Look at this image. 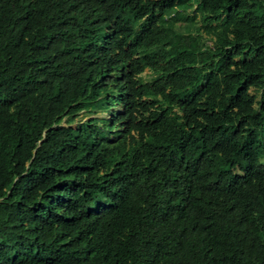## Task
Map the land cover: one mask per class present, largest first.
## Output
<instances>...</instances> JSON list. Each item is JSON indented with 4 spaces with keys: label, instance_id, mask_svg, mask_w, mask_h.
<instances>
[{
    "label": "trees",
    "instance_id": "16d2710c",
    "mask_svg": "<svg viewBox=\"0 0 264 264\" xmlns=\"http://www.w3.org/2000/svg\"><path fill=\"white\" fill-rule=\"evenodd\" d=\"M0 264H264V0H0Z\"/></svg>",
    "mask_w": 264,
    "mask_h": 264
},
{
    "label": "rangeland",
    "instance_id": "374dc122",
    "mask_svg": "<svg viewBox=\"0 0 264 264\" xmlns=\"http://www.w3.org/2000/svg\"><path fill=\"white\" fill-rule=\"evenodd\" d=\"M180 23H183V21H178L177 24H180ZM209 43H211V41H209ZM148 73H149V72H148V70L146 69V70L143 71L142 75L147 76ZM115 109H116V110H120V107H119V106H115ZM92 115H93V114H92ZM92 115H89V114H82V113H80V114L78 115V117L76 118V120L83 121V120H85V119L91 117ZM95 115H97V116H102V115H103V116H105V117H108V116H109V112H108V111H105V112H98V113L95 114ZM75 124H76V122H73V123H72V125H75ZM106 137H107L108 139H113V135L110 134V133H107Z\"/></svg>",
    "mask_w": 264,
    "mask_h": 264
}]
</instances>
